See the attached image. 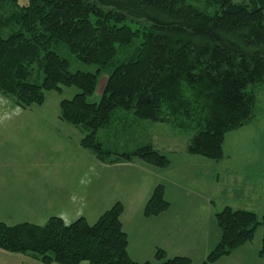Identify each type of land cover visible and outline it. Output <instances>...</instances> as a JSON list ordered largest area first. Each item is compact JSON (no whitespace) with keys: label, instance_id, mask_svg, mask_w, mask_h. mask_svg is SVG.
Here are the masks:
<instances>
[{"label":"trees","instance_id":"16d2710c","mask_svg":"<svg viewBox=\"0 0 264 264\" xmlns=\"http://www.w3.org/2000/svg\"><path fill=\"white\" fill-rule=\"evenodd\" d=\"M68 50L96 72L71 71ZM110 71L102 98L92 102L99 77ZM264 84V0H0V92L22 108L42 105L46 91L80 90L60 102V119L83 132L80 145L107 163L139 159L166 168L170 158L151 144L133 151L107 148L99 138L118 113L135 121L169 123L194 132L187 151L225 158L228 133L254 118ZM164 184L144 207L146 217L168 209ZM115 203L90 223L53 216L43 225L0 222V249L43 264H192L188 256L138 262L128 250ZM220 239L200 264H213L251 243L264 215L226 206L215 214Z\"/></svg>","mask_w":264,"mask_h":264},{"label":"crops","instance_id":"0c3cea01","mask_svg":"<svg viewBox=\"0 0 264 264\" xmlns=\"http://www.w3.org/2000/svg\"><path fill=\"white\" fill-rule=\"evenodd\" d=\"M0 97L6 99L4 97L9 96L2 93ZM14 103L19 110L28 109L18 106L15 101ZM130 121L133 124L139 123L135 120ZM254 123L255 120H252L246 126L249 127ZM8 130L2 127V132H0V222L9 225L24 222L43 225L53 216L62 218L66 223H71L81 217L94 223L107 209L115 203L121 202L125 206L121 220L129 238L128 250L133 260L152 261L150 259L154 258L156 250L163 249L169 257L188 256L193 263L200 264L218 242L220 236L217 228L213 233V238L211 237V232H214L217 227L214 225L217 204L214 194L216 192L219 195L221 191L226 192L232 189L230 192L233 194L232 198L226 199L222 203V208L226 206L240 209L252 208L249 210H255V212L254 208H261L264 211V194L262 195L264 173L256 177L253 182L249 181L250 175L244 174L249 184L242 182L241 185H237L238 182L235 184L237 188L234 190L232 186L228 185V177L224 169L223 175L221 172L213 171L222 169L225 158H230L229 155H226V151L224 160L213 163L207 161V158L204 160L200 158L201 156L188 154L186 145L183 147L180 141L179 144L182 147L177 146L176 140L166 139L165 143L159 141V143H155L158 150L173 152L179 157L178 166L173 167L169 171V175L166 174L168 172L163 171L167 168H155L142 161L111 164L102 162L90 154V156L84 154L83 157L82 154L73 152L74 155H72L71 151H69L68 159L65 162L64 155L67 153L63 147L61 153V150L57 151L59 157L56 163L33 168L18 166L8 160L2 163V147L10 140L9 135L5 134ZM258 145L259 149L257 147L256 151L252 149V154L243 156L240 162L247 165L259 163L264 166L263 142L260 141ZM78 147L81 150L77 149L76 151L83 152L84 149L81 147L80 141ZM62 148L59 147V149ZM256 157L259 158V161L255 160ZM194 164L195 167L190 169V166H194ZM32 169L39 170L42 173L41 177L46 176V180L43 182L23 180L24 174L22 173L30 174ZM87 171L94 174L92 180L85 179L84 174ZM108 173L115 174L113 179L112 177L103 178V174ZM173 177L176 178L177 183ZM72 178H76L78 181H72ZM104 180L107 181V184L104 183ZM158 184L165 185L166 199H168V186L171 190L174 185H177L182 193L192 197L180 199V204L175 199H168L170 205L167 210L157 216L146 217L144 207ZM188 184L193 188H188ZM215 186H218L217 190ZM239 189L242 191L239 192ZM193 192H195L194 194L202 192L204 196L197 195L196 197L191 195ZM257 202L259 207L254 205ZM183 205H187V208H182ZM184 239H188L189 244H185ZM244 247L246 245L213 264H240L231 261V259L235 257V252H239ZM197 253L202 254L198 257L199 261H194L193 255ZM258 257L260 260L264 258L259 253ZM0 264L43 263L21 253L0 249Z\"/></svg>","mask_w":264,"mask_h":264},{"label":"rangeland","instance_id":"374dc122","mask_svg":"<svg viewBox=\"0 0 264 264\" xmlns=\"http://www.w3.org/2000/svg\"><path fill=\"white\" fill-rule=\"evenodd\" d=\"M19 4L25 5L27 4V0H19ZM60 53L70 59L71 71L73 72L80 70L94 73L99 68V66L96 64L88 65L82 63L68 50L66 46L64 48H61ZM112 69L113 66H111L110 69L106 70L100 75L97 91L94 96L90 98V101L99 102L101 100L105 84ZM250 89L255 91L257 97L253 118V120H255V123L249 127L246 126L242 129H237L227 134L224 150L226 151V155H229L230 158H225V163L224 166H222V169L213 170L216 172H221V174L223 175L225 173L223 171L224 169L226 171V176L228 177V185L232 186L234 190L237 188L235 187V184L238 182L239 184L237 185H241L242 182L249 184V182L244 177L245 175H250L249 181L253 182L256 177H259L262 173H264V166L259 163L256 165H247L246 163L243 164L242 162H240V159L243 158V156H250L252 154V149H254V151H256V147L259 149L258 144H260V141L263 142L264 148V84L251 86ZM79 92L80 90L78 88L68 86L63 87V91L61 93H58L56 91H46V101L44 102V104L32 105L26 110H19V108L16 107L14 103L13 97H4L6 99L0 97V132H2V127L7 128L9 130L5 134L9 135L10 137V140H8L2 147V163H4L5 160H8L12 161L18 166L23 167L29 166L36 168L47 166L49 164L57 162V158L59 157V153L57 151L61 150V153L63 151V148H65V153H67L64 155L65 162L68 159L67 157L69 155V151H71L72 155H74V153H80L82 154L81 156H83L84 154L87 156H93L90 151L84 149L83 147L82 148L86 151H76L77 149L81 150V148L78 146L79 141L83 137V132L79 128L74 127L60 119L61 100L71 99ZM0 96H2V93L0 94ZM113 120L117 121L114 122V125L110 129L101 130L99 132V138L104 142L107 148L119 152L133 151L138 147L146 144H151L156 148V144L159 143V141L161 143H165L166 139L176 140V144L178 147H180L181 145H183L184 147V145H186L187 151L188 143L194 135V132L181 131L179 129H176L172 125L152 122L149 120L137 121L139 123L133 124L130 120L137 119L133 118V116L130 117L129 115H125L123 113H118V115ZM258 140L259 142H257ZM179 141L181 142V145L179 144ZM59 147L63 148L59 149ZM166 149L169 150L168 148ZM161 152L166 154L171 160L170 165L166 167L167 169L163 170L164 172H168L166 174L169 175V171H171L173 167L178 166L179 157L173 152H168L165 150H162ZM197 157L200 156L197 155ZM200 158L204 159V157L202 156ZM206 160L213 163L215 162L208 159ZM255 160L259 161V158L256 157ZM134 162H141V160L135 159ZM194 167L195 164L194 166H190V169H193ZM22 174H24V177H22V179L26 181L43 182L44 180H46V176L41 177L42 173L36 169H32L30 174L26 172H23ZM84 175L86 180H92L94 176L92 172L89 173L88 171ZM114 176L115 174H103V178L106 179L111 177L113 179ZM173 180L177 183L175 177H173ZM72 181L77 182L78 180L76 178H72ZM104 183L107 184V181L104 180ZM182 186L184 185L182 184ZM187 187L191 189L193 188V186L190 184H188ZM217 187L218 186H215L216 190ZM243 190H245V188H243ZM240 191H242V189H239V192ZM230 192H232V189H229L226 192L221 191L219 195H217V192L215 194L213 193L216 197L215 201L217 203L215 213L223 210L224 207L222 208V203L225 202L226 199H228L229 197L232 198L231 195L233 194H231ZM194 193L195 192H193L191 195H195L196 197L197 195H199V197L204 196L202 192H199L198 194ZM263 194L264 191H262V195ZM188 197L192 196L182 193L177 185H174V188L171 190L168 186V199H175L177 200V203L180 204V199ZM254 205L256 207H259L258 202ZM182 208H187V205H183ZM254 209H256V213L259 216L264 215V211L261 210V208ZM214 222V225L217 226L215 220ZM217 228L218 226L215 227L214 232H211L212 238L213 233H215V230ZM217 230L220 234L219 228ZM262 237L263 229L260 227L256 232L253 242L249 243L248 245L246 244V247L241 249L239 252H235V257H233L231 261L240 264H264V258L260 260V258L258 257V253L261 250ZM183 241L185 244H189L188 239H184ZM201 254L202 253L194 254V261H199L198 257ZM150 260L156 262L155 258L153 257H151ZM84 264L88 263L85 262ZM193 264L196 263L194 262Z\"/></svg>","mask_w":264,"mask_h":264}]
</instances>
